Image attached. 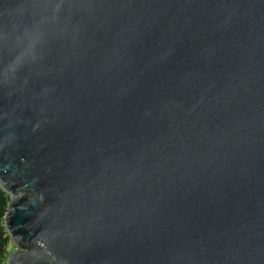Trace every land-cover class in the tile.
Returning <instances> with one entry per match:
<instances>
[{"label": "water", "instance_id": "95a60500", "mask_svg": "<svg viewBox=\"0 0 264 264\" xmlns=\"http://www.w3.org/2000/svg\"><path fill=\"white\" fill-rule=\"evenodd\" d=\"M7 264H264V0H0Z\"/></svg>", "mask_w": 264, "mask_h": 264}, {"label": "trees", "instance_id": "16d2710c", "mask_svg": "<svg viewBox=\"0 0 264 264\" xmlns=\"http://www.w3.org/2000/svg\"><path fill=\"white\" fill-rule=\"evenodd\" d=\"M10 202L11 195L0 185V264H7L9 246L13 242L5 224Z\"/></svg>", "mask_w": 264, "mask_h": 264}, {"label": "rangeland", "instance_id": "374dc122", "mask_svg": "<svg viewBox=\"0 0 264 264\" xmlns=\"http://www.w3.org/2000/svg\"><path fill=\"white\" fill-rule=\"evenodd\" d=\"M17 250L16 243L13 241L9 246V257Z\"/></svg>", "mask_w": 264, "mask_h": 264}]
</instances>
